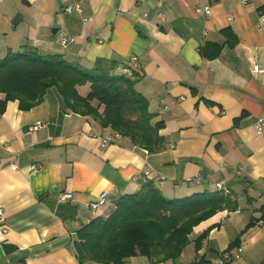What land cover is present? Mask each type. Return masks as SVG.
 <instances>
[{
  "label": "crops",
  "instance_id": "obj_1",
  "mask_svg": "<svg viewBox=\"0 0 264 264\" xmlns=\"http://www.w3.org/2000/svg\"><path fill=\"white\" fill-rule=\"evenodd\" d=\"M76 3L81 12H67ZM206 5L210 13L197 11ZM261 13L264 0H0V53L27 44L84 68L98 59L116 72L128 64L154 121L163 122L165 145L149 153L124 136L102 143L112 131L66 110L54 86L28 110L7 101L0 113V264H79L76 231L147 182L166 197L216 191L220 182L239 206L194 226L174 263L136 255L124 264H264ZM228 29L233 46L224 44ZM207 42L223 45L216 58L200 55ZM101 192L105 200L92 210ZM63 193L70 197L61 200Z\"/></svg>",
  "mask_w": 264,
  "mask_h": 264
},
{
  "label": "trees",
  "instance_id": "obj_2",
  "mask_svg": "<svg viewBox=\"0 0 264 264\" xmlns=\"http://www.w3.org/2000/svg\"><path fill=\"white\" fill-rule=\"evenodd\" d=\"M225 42L236 43L231 30H224ZM222 44L207 42L199 53L216 58ZM130 71L131 67L127 64ZM123 66V67H124ZM113 62L98 59L91 68L73 64L60 54H42L24 44L0 56V113L9 100H17L21 110L40 103L54 86L63 98L64 108L94 120L102 128L127 137L132 144L155 153L164 148L148 100L134 85L137 72H116ZM88 84L85 95L78 87ZM238 200L229 190L196 192L183 197H166L153 182L120 196L106 216H96L78 229L74 249L79 264H124L136 255L153 263L175 262L190 243L193 227L221 210L234 211ZM261 219H264V206ZM250 221L248 224H251ZM201 236L194 240L197 249Z\"/></svg>",
  "mask_w": 264,
  "mask_h": 264
},
{
  "label": "built area",
  "instance_id": "obj_3",
  "mask_svg": "<svg viewBox=\"0 0 264 264\" xmlns=\"http://www.w3.org/2000/svg\"><path fill=\"white\" fill-rule=\"evenodd\" d=\"M66 10H67V12H71L72 10H74L76 12H81L82 6H81L80 3H76V4H73V5L67 6ZM197 11L198 12L204 11L206 13H210L211 12V8H210L209 5H206L202 9L198 8ZM160 16H161V14H160ZM258 27L260 29L264 30V13H261L259 15ZM59 42H60L61 46H66L67 43H68V40H67V38L64 35L60 34L59 35ZM136 61H137V57L136 56H129V58H128V62L129 63H135ZM122 70H123V73H126V74H130L131 73L130 69L127 66L122 67ZM254 71H258V72L260 71L261 72L262 70H259L257 67H255ZM37 127L38 126H34V128H37ZM256 132L258 134H261L262 132H264V119L261 118V119L258 120V123L256 125ZM120 136L121 135L118 134V133H112L111 136H108L106 138H102L101 142L104 143V144L105 143H109V142L113 141L114 139L120 138ZM38 167H40V166L36 165V164H33L31 168H32L33 171H35V170L38 169ZM216 186L219 189H225L224 187H222V184L220 182L217 183ZM225 191H227V189H225ZM105 196H106V192H101L99 194L97 200L91 206L92 210H96L97 207L104 202ZM69 197H70V193H63L61 195L60 199L61 200H66ZM2 219H3V214L0 211V222L2 221ZM235 256H237V254L229 255V256H226V259H229V258H232V257H235Z\"/></svg>",
  "mask_w": 264,
  "mask_h": 264
},
{
  "label": "water",
  "instance_id": "obj_4",
  "mask_svg": "<svg viewBox=\"0 0 264 264\" xmlns=\"http://www.w3.org/2000/svg\"><path fill=\"white\" fill-rule=\"evenodd\" d=\"M57 32V28H53L52 33L55 34Z\"/></svg>",
  "mask_w": 264,
  "mask_h": 264
},
{
  "label": "rangeland",
  "instance_id": "obj_5",
  "mask_svg": "<svg viewBox=\"0 0 264 264\" xmlns=\"http://www.w3.org/2000/svg\"><path fill=\"white\" fill-rule=\"evenodd\" d=\"M2 55H4L2 52L0 53V56H2ZM85 86H87V85H85ZM85 89H87V87H85ZM84 91V90H83Z\"/></svg>",
  "mask_w": 264,
  "mask_h": 264
},
{
  "label": "bare ground",
  "instance_id": "obj_6",
  "mask_svg": "<svg viewBox=\"0 0 264 264\" xmlns=\"http://www.w3.org/2000/svg\"><path fill=\"white\" fill-rule=\"evenodd\" d=\"M217 187V186H216Z\"/></svg>",
  "mask_w": 264,
  "mask_h": 264
}]
</instances>
